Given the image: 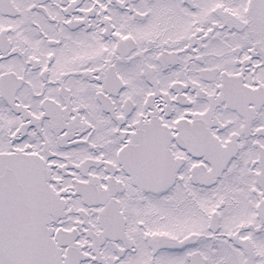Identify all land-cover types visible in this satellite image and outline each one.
<instances>
[{
    "label": "snow or ice",
    "instance_id": "1",
    "mask_svg": "<svg viewBox=\"0 0 264 264\" xmlns=\"http://www.w3.org/2000/svg\"><path fill=\"white\" fill-rule=\"evenodd\" d=\"M0 264H264V0H0Z\"/></svg>",
    "mask_w": 264,
    "mask_h": 264
}]
</instances>
